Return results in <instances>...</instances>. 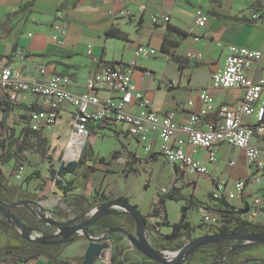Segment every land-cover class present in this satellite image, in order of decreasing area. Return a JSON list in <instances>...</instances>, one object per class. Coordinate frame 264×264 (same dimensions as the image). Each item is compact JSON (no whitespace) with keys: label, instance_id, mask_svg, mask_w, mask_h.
<instances>
[{"label":"crops","instance_id":"0c3cea01","mask_svg":"<svg viewBox=\"0 0 264 264\" xmlns=\"http://www.w3.org/2000/svg\"><path fill=\"white\" fill-rule=\"evenodd\" d=\"M259 1L0 0V69L9 63H13L18 67L23 77L30 78L38 76V67L43 62L46 78L52 73L66 75L70 78V83L67 86L68 91L80 95L84 92L86 80L93 70L92 57L99 59L101 63L128 64L134 59L133 52L136 45L150 46L157 52L153 57L164 56L162 57L164 58L163 65L160 67L152 66L145 60L137 59L135 60L132 78L136 86L150 98L151 108L160 113L176 110L175 120L178 124H183L188 112L181 106L187 101L193 100L195 101L194 109H198L200 106L196 101L198 91L207 90L210 96V102L207 104L210 111L209 122L216 118V111L219 106L228 105L235 108L243 96V89L240 87L230 89H213L211 87V73L216 68L224 66L228 56V45L243 46L260 51L262 58L251 65L248 75L254 81L264 79V26L252 18L256 12L264 14V0L260 11L255 9ZM197 8L202 9L208 16L207 23L202 28L197 27L194 23V11ZM58 9L64 12L67 19V35L62 46L51 40V28L55 19V12ZM154 14L166 15L170 21L165 24L153 25L151 16ZM233 17H243L249 22L236 20ZM111 30L120 32L124 38H107L106 33ZM178 31L184 34L181 35ZM14 47L17 49L14 50ZM89 47L92 57L87 55ZM15 51L23 52L26 58L19 60L14 56ZM187 53L200 54L201 57L199 59L187 58ZM170 54L181 59L180 67L172 60ZM169 65H171L170 68ZM95 67L97 65H94ZM141 68L152 71V73L144 72ZM106 95L108 94H102V96ZM17 102L22 105H36L38 98L21 92ZM24 113V110H15L10 121L19 123V116ZM14 114L17 118L14 117ZM244 121L252 123L254 118H245ZM17 127L20 128V126ZM115 134L117 139L120 135L126 139L125 145L117 141L119 149L125 150L126 154L131 152L139 158H144L140 153L141 147H138L134 140L126 134ZM251 143L261 150V158L264 160V132L257 133ZM234 150L241 151L228 145L220 146L216 164L206 165L208 171L206 176L194 177L192 174L178 176L174 169L170 168L174 177L180 178L178 186L182 188L181 193L188 192L192 187L193 190L187 194L193 196V201L200 203L188 211L187 221L194 228L192 233L198 229L202 235L205 234L199 224L203 213H217L223 209L219 200L212 196L214 188L208 177L224 181L226 191L231 192L234 190L235 181L252 176V171L248 166L245 176H234L232 169L235 165L232 159ZM186 151L191 152L190 148H187ZM203 156V152L198 155L200 158ZM158 160L164 161L157 156ZM113 161H118V158ZM165 164L169 166L166 162ZM87 165L89 164L87 163ZM102 165H105V171L117 172L113 169L112 164ZM202 181L207 183V190L204 196L200 198L197 195V190ZM91 182H93L92 179H88L85 187L83 185L77 186L74 193H82L91 197L94 191L99 189L105 195L110 196L108 177L96 186L92 183V193L86 194L82 189L85 190ZM260 196L264 198V178L257 185L249 184L241 195L224 200V202L233 211H238L239 214L244 207L249 206L248 212L241 214V217L248 221L251 215H255L250 206L251 199ZM110 197L117 199L125 196L119 194ZM69 199L72 200V196ZM60 200L61 198L56 199L54 206ZM154 203L155 201L152 200L149 209L145 213H141L143 215L148 214ZM131 204L136 205L139 209L136 202ZM61 207L65 208L64 205ZM257 211L264 213V207L257 209ZM121 212L120 209H112L111 211L114 214ZM191 213L194 214L193 219H191ZM180 216L179 211L176 221L170 220L169 216L168 220L174 224L179 222ZM156 221L153 219L151 223ZM124 222L129 225L133 224L129 214L120 220V223L123 224ZM163 229H166L164 234L170 231L167 228L160 230ZM129 233L136 235V228L130 230ZM146 233L148 234L147 230ZM0 235L6 238L5 243L0 245V249L7 243L13 242V239L4 235L1 230ZM115 235V232L108 234V239H106L108 247L97 251L98 254L93 264H117L119 262L131 264L142 260L144 256L126 240V234L119 243L113 241ZM89 243L90 241L84 238L65 246L59 256L61 264L71 263L72 260L75 261L72 264H81ZM152 243L154 244V242ZM5 259V257H0V264H7ZM201 262L203 264H264V245H257L235 253L229 249L227 254L218 260H214L211 253L206 255L197 253L183 264H201ZM16 264L54 263L47 257L39 255L27 262Z\"/></svg>","mask_w":264,"mask_h":264},{"label":"built area","instance_id":"2783aa9c","mask_svg":"<svg viewBox=\"0 0 264 264\" xmlns=\"http://www.w3.org/2000/svg\"><path fill=\"white\" fill-rule=\"evenodd\" d=\"M194 17L197 27L206 25L208 16L202 9H195ZM252 18L264 26L263 13L256 12ZM169 21L166 15L151 16L153 25ZM51 29V40L59 46L64 45L67 19L61 9L56 10ZM227 51L224 66L211 73V87H240L243 89V96L235 108L228 105L219 106L216 118L209 122L210 111L207 104L210 102V96L207 90L198 91V109H194L193 100L181 106L188 112L183 124L176 122V110L160 113L151 108L150 98L136 86L132 78L135 60H147L157 53L154 48L146 45H136L134 59L128 64L101 63L99 59L91 56L89 47L87 55L92 57L93 70L86 80L84 92L80 95L68 91V76L52 73L46 78L43 62L38 67V76L30 78L23 77L18 67L9 63L0 69V95H8L12 102L18 100L21 92L38 98L34 109L27 113L28 126L33 131L50 128L62 113L66 114L70 120L67 150L73 143H80L82 150L86 138L100 130L122 133L142 147L144 154H156L163 159L178 176H206V165L216 164L220 146L228 145L239 149L252 171L250 178L235 181L234 190L228 192L224 181L208 177L214 188V199H233L241 195L249 184L257 185L264 178L261 150L251 143L257 133L264 132V79L254 81L248 75L251 65L261 60L260 51L236 45H228ZM14 56L19 60L26 58L21 51H15ZM186 57L199 59L201 56L187 53ZM94 65L97 67L94 68ZM103 93L108 95L102 96ZM250 117L254 118V122L244 121ZM1 121L0 110V134L4 136L5 130L1 129ZM187 148H190V153L186 151ZM201 152L204 153L202 158L198 157ZM160 192L168 194L166 188H161ZM250 206L253 213L264 207L263 196L252 198ZM227 219L222 212L203 213L201 229L204 235L213 234L223 226L231 227L232 223H228ZM126 240L129 242L127 236Z\"/></svg>","mask_w":264,"mask_h":264},{"label":"trees","instance_id":"16d2710c","mask_svg":"<svg viewBox=\"0 0 264 264\" xmlns=\"http://www.w3.org/2000/svg\"><path fill=\"white\" fill-rule=\"evenodd\" d=\"M263 0H260L256 6V10L260 11L262 7ZM236 20H241L244 22H249L245 18L233 17ZM251 23V22H250ZM175 30V29H173ZM177 32V31H176ZM179 32V31H178ZM179 34H184L179 32ZM107 38H124L122 34L116 30H111L106 33ZM184 36V35H183ZM17 48L14 47V50ZM11 57V56H10ZM170 57L174 62H176L179 67L181 65V59L173 54H170ZM105 63H114V62H105ZM118 64H122L119 63ZM144 72L152 73L144 68H141ZM34 105H22L17 101L12 102L8 95H0V110L2 111V121L1 129L5 130L4 136L0 134V200L5 203H16L19 201H25V197L21 193V187L17 185L10 184L5 176L4 168L9 163H13L14 166L18 168L23 166V163L26 161V153L35 152L40 157L41 161L48 166L49 175L56 179L57 176L65 177L67 174H70V165L71 162H65L59 159V167L62 170L55 168L56 164L53 163V157L48 152V141L43 135V130L33 131L28 126L27 113L34 109ZM15 110H24L25 113L19 116V123L10 121L12 113ZM17 126H20L18 128ZM112 156V160H116L118 157L115 154ZM128 160L126 161L127 172L136 173L137 170L133 168L138 162H154L157 161L156 154L150 155L146 158H139L136 154L128 152ZM99 164H108L103 157L97 159ZM77 165L79 168H82L80 178L82 180L83 187L86 186L89 175L96 171L92 166L87 165L85 157H80ZM109 172V171H106ZM38 175V173H36ZM65 183H61L57 186V189L62 193L61 200L54 206L52 210V215L58 220H68L70 215L74 218L81 217V220H87L89 213L96 207L101 204H104L112 199V197L105 195L104 192L96 189L91 197H87L82 193H74L77 189V180L76 174L72 176L70 180H65ZM43 188H41L42 190ZM33 199L36 198V195L33 194ZM72 196V200L69 198ZM192 195L190 198H179L175 197L173 194H167L164 196H159L158 199L153 204L150 212L146 215H143V218L146 222V230L152 231L153 234L157 235L158 238L154 239V244L152 246L160 251H177L183 247L185 244L183 239L186 238L189 240L191 238L192 232L194 230L191 227L190 223L187 221L188 211L200 204L198 201L192 200ZM117 199L125 200L128 202V199L125 197H118ZM166 200H172L176 203H181L180 206V220L177 223L171 224L168 220V214L166 210ZM71 202V203H70ZM219 202L222 204L223 209L220 211L228 218L227 222L232 223V226H223L215 231L213 234L221 235H234L240 233H264V225L262 224H252L249 223L246 219L241 217L238 211H233L232 208L224 202V199H219ZM61 205H64L65 208H62ZM137 209L138 207L134 205ZM245 207L243 208V210ZM8 212L12 214L19 222H21L29 231L42 233L43 235H50L53 233L52 228L41 221L33 212L27 207L19 206L15 208L8 209ZM128 215L126 212H121L119 214H108L105 217L100 218L94 225L89 229L92 231V235L95 237H103L108 239V232L112 229H118L114 231L116 235L114 240L117 243L121 242L125 233H129L130 230L136 228V223L133 217L130 218L133 221V224L129 225L126 222L123 224L120 223L122 217ZM157 220L154 223H151V220ZM80 220V221H81ZM161 228H167L170 231L166 234H160L159 230ZM0 230L10 239H13V242L7 243L0 249V257H5V262L7 264H16L19 262H27L28 260L43 255L48 259L52 260L54 264H61L59 256L62 252V249L78 240L84 239L82 235H74L71 237L70 241L67 244L63 245H40L30 243L24 240L19 234V228H17L10 220L4 217L0 213ZM110 234V233H109ZM207 235V234H206ZM104 239L103 241H105ZM240 242H219L215 244H209L204 247L199 248L195 251L187 260H190L197 253L207 254L211 253L214 260L222 259L227 252L231 251V248L239 245ZM264 245V244H257ZM257 245H250L241 250L234 251L239 252L243 250H248L250 248L256 247ZM124 249V247L122 246ZM205 248V249H204ZM74 260L66 262L65 264H72ZM131 264H157L146 257H142L141 261L133 262Z\"/></svg>","mask_w":264,"mask_h":264},{"label":"rangeland","instance_id":"374dc122","mask_svg":"<svg viewBox=\"0 0 264 264\" xmlns=\"http://www.w3.org/2000/svg\"><path fill=\"white\" fill-rule=\"evenodd\" d=\"M162 57L164 56L160 55V57H152L145 61L152 66L160 67L163 65L164 61V58ZM168 67L170 68L171 65ZM14 117L17 118L16 114H14ZM69 133L70 120L64 113L61 114L60 119L57 120L55 125L43 131V135L46 137L49 144L48 152L53 157V163L56 164L55 168L59 167V159L65 162H72L74 160H77L78 162L80 157H85L87 163L96 169V171L91 173L88 178L92 179L93 182H91L85 190L82 189L86 194L92 193L93 184L96 186L108 177L110 182V189L108 190V192L110 191L109 195L114 196L122 194L128 199L129 203L136 202L139 206L140 212L142 213H145L149 209L152 200L156 201L159 196L167 195L160 192L161 188H166L168 194H173L175 197H190V194L187 193L192 191L193 188L190 187L188 192L184 194L181 193L182 188L178 186L180 178L176 176L174 177V174H172V170L170 169L171 167L167 166L162 160L149 163L138 162L133 166L137 172L129 174L126 171V160L129 156L126 154L125 150L119 149L117 146V141L122 145L126 144L124 136L120 135L119 139H117V135L113 133V131L100 130L97 134L90 135L86 138L83 144V149L81 150L78 158H73L71 156H67L66 154L68 152L67 143ZM114 152H116L115 154L118 157V161L112 160ZM140 153H142L144 158L148 157V155L144 154L142 147ZM242 153L243 152L241 151L234 150L232 154V159L235 164L232 168L234 176H245L247 174V164L243 156L244 154ZM100 157H103L110 165L112 164L113 169L117 172H106L104 170L105 165L97 162V159ZM58 170H60V168H58ZM81 172L82 168H79L77 165L72 174H67L65 177L57 176L56 179H53L49 175L48 166L41 161L40 157L35 152L26 153V161L23 163L22 167L17 169V167L11 162L4 168L7 181L12 185L20 186V191L26 200L34 202L49 211H51L54 206L56 199H60L62 197V194L57 189L56 181L65 183V180H70L72 176L76 174L77 186L81 187V184L83 183L80 178ZM36 173H38V175ZM41 188L43 189L41 190ZM206 190L207 183L204 181L200 182L197 195L202 198ZM33 194L36 195V198L34 199L32 196ZM180 205L181 203L166 200L165 206L170 220H177V213L180 211ZM49 216L52 217L51 212L49 213ZM70 217L73 218V216ZM193 218L194 214L191 213V219ZM199 221L200 223H198L201 227V219ZM248 221L252 224L264 225V213L262 211L260 212L255 210V215H251L248 218ZM159 231L160 234H164L166 229ZM147 232L148 234L146 233V238L148 240V236H150V241L148 240V242L152 246V242H154L153 239H157L158 236L153 234L150 230H147ZM31 234L36 233L31 232ZM200 234L201 232L197 229L196 232L192 233V238L189 240L184 238L183 242L188 243L191 240L203 236ZM5 239V237L0 235V245L5 243ZM201 264L203 263L201 262Z\"/></svg>","mask_w":264,"mask_h":264},{"label":"water","instance_id":"95a60500","mask_svg":"<svg viewBox=\"0 0 264 264\" xmlns=\"http://www.w3.org/2000/svg\"><path fill=\"white\" fill-rule=\"evenodd\" d=\"M76 166L77 160L72 161L70 165V174L74 172ZM60 184L59 181H56V186ZM19 206L27 207L32 210L41 221L52 228L53 233L50 235H43L42 233L36 232V234H31V231L8 212V209ZM112 209H120L133 217L136 223V235L125 233V236L128 237L129 243L137 251L157 264H183L199 248L219 242H240L239 245L231 248V252L241 250L250 245L264 244V233H240L234 235L207 234L185 243L183 247L177 251H160L152 247L146 238V222L143 218V214L133 204L125 200L111 199L99 205L90 212L88 219L82 222H80L81 217L69 218L66 221L58 220L53 215L50 217L49 213L51 211L45 210L36 203L28 200L10 204L0 200V213L19 228L21 237L30 243L40 245H63L67 244L71 237L77 234L88 239L90 243L81 264H93L98 254L97 251L108 247L106 240L103 241L106 239L105 236L107 235L95 237L92 235V231L89 228L100 218L111 214ZM248 210L249 207L246 206L244 210L240 211V214H246ZM114 231H118V229H112L108 234ZM117 264L122 263L119 262Z\"/></svg>","mask_w":264,"mask_h":264},{"label":"bare ground","instance_id":"6f19581e","mask_svg":"<svg viewBox=\"0 0 264 264\" xmlns=\"http://www.w3.org/2000/svg\"><path fill=\"white\" fill-rule=\"evenodd\" d=\"M80 150H81V144L80 143H77V144L73 143V145L71 146L70 149H68V152L66 154H67V156H71L73 158H78Z\"/></svg>","mask_w":264,"mask_h":264},{"label":"flooded vegetation","instance_id":"af4514ba","mask_svg":"<svg viewBox=\"0 0 264 264\" xmlns=\"http://www.w3.org/2000/svg\"><path fill=\"white\" fill-rule=\"evenodd\" d=\"M81 222V221H80Z\"/></svg>","mask_w":264,"mask_h":264}]
</instances>
